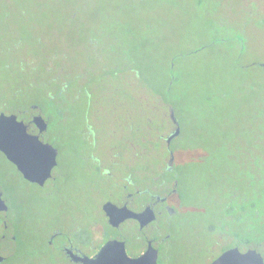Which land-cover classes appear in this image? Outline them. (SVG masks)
Here are the masks:
<instances>
[{"label":"rangeland","instance_id":"rangeland-1","mask_svg":"<svg viewBox=\"0 0 264 264\" xmlns=\"http://www.w3.org/2000/svg\"><path fill=\"white\" fill-rule=\"evenodd\" d=\"M9 1L10 20L8 24L0 23V49L5 50L12 43L14 57L25 54L30 66L32 60L38 66L46 62L45 69H52L51 77H63L66 73L72 77H96L89 100L92 114L112 104L107 101L113 96L115 102L125 99V108L134 112L137 121L136 100L140 95L132 93L136 91L132 85L137 84L138 69L142 80L158 90L163 82L168 85L169 67L173 65L176 80L169 101L176 105L181 128L179 144L190 153H196L195 149L202 144L211 149L210 154H219L220 150L213 151L216 147L236 139L241 143L242 156L264 155V28L261 34H251L245 41L243 58L237 63L234 58L238 43L232 38L234 30L241 28L230 11L239 6L240 0ZM164 69L167 71L163 72ZM39 72L40 77L33 75L32 86L26 87L12 106H26L31 99L41 101V85L47 77ZM15 83L10 71L0 76V99L9 94ZM129 94L135 97L129 98ZM145 100V120L156 122L143 127L141 118V132H161L165 137L172 128L169 103L160 108L155 102H160L159 97ZM81 105H77V112ZM93 120L99 129L108 122L107 118L102 123L95 117ZM76 128L77 121H66L62 138L77 137ZM72 153L73 149L65 145L61 161L66 169ZM258 165L259 169L253 172L258 176L256 183L252 180L255 189L264 183V162ZM1 173L12 179V187L3 196L21 220L17 223L27 241L24 243L28 246L32 239L41 242L46 228L60 221L57 199L43 197L39 188L24 182L2 153ZM70 175L78 180L81 174L70 171ZM210 178L195 171L187 176L185 187L189 197L200 202L201 209L210 216L194 213L196 220L189 228L192 236L175 241L171 257L161 264H201L204 256L196 257L197 251L213 256L222 250V245H214V237L208 233L209 224L217 218L213 202L218 197L207 186ZM262 194L258 196L259 203ZM217 206L222 207L221 199ZM225 237L218 235L217 240L230 245L229 237Z\"/></svg>","mask_w":264,"mask_h":264},{"label":"flooded vegetation","instance_id":"flooded-vegetation-1","mask_svg":"<svg viewBox=\"0 0 264 264\" xmlns=\"http://www.w3.org/2000/svg\"><path fill=\"white\" fill-rule=\"evenodd\" d=\"M9 3V0H0V23L8 24L10 20ZM230 14L241 28L234 30L232 38L238 43L234 60L240 63L246 49L245 41L251 34H261L264 28V0H240L239 6ZM13 53L16 52L12 50V43L5 50L0 49V69H19V73L12 75L16 82L11 85L12 90L0 99V115L15 114L25 123L29 134L37 135L40 141L56 148L57 164L50 177L40 183L26 179L2 150L0 153L24 182L39 188L43 197L57 199L60 221L46 228L41 242L32 239L27 246L17 223L21 220L4 199L8 209L0 211V256L3 257L0 264H85L82 258H94L107 242L113 240L122 242L131 257H138L152 247L157 250L158 264H161L171 257L175 241L192 236L189 228L196 220L194 213L210 216L208 211L201 209L200 202L189 197L185 180L190 171L209 175L207 186L218 195L213 202L217 218L209 224L208 233L213 235L214 245H222V250L213 256L197 251L196 257L204 256L201 264H211L232 247H238L243 253L256 249L264 258V233H258L259 204L229 199V195H235L237 191H248L249 188L256 191L252 187V175L259 169V162H264V155L244 153L246 155L242 156L241 143L236 139L213 150H220V155L210 154L211 149L202 144L195 149L196 153H190L177 141L181 128L179 135L168 142L169 135L178 127L171 117V109L176 111L173 102L169 103L172 128L165 137L161 132L152 135L141 132L143 127L148 128L149 124L156 122L145 120V99L159 97L160 102H155L160 108L161 104L168 103L163 100L159 89H151L154 85L142 80L140 69L136 74L137 84L132 85L136 89L132 93L140 95L136 100L137 121L134 112L125 108V99L115 102L109 94L107 103L112 104L92 114L89 100L97 83L96 77H72L71 73L63 77H47L45 70L43 73L47 79L41 85V101L31 99L26 106H12V101L18 100L25 88L32 86L33 75L40 77L38 63L35 65L32 60L30 66L25 54L14 57ZM171 75L174 83L176 77L173 73ZM134 97L129 94V98ZM78 104H83L80 112L75 110L79 109ZM38 115L47 124L43 130L35 122ZM94 117L100 123L106 118L108 122L99 129ZM141 118L145 125L139 121ZM68 120L77 121L79 125L75 129L77 137L72 139L62 138V129ZM156 141L160 142L157 146L153 144ZM67 144L74 153L69 155L66 169L61 155ZM70 171L79 172L80 179L73 180ZM11 181L8 174H0L3 195L12 187ZM219 199L222 207L217 209ZM147 209L152 216L150 220L145 214L141 216ZM218 235L225 239V236L229 237L230 245L219 243Z\"/></svg>","mask_w":264,"mask_h":264},{"label":"water","instance_id":"water-1","mask_svg":"<svg viewBox=\"0 0 264 264\" xmlns=\"http://www.w3.org/2000/svg\"><path fill=\"white\" fill-rule=\"evenodd\" d=\"M171 117L178 125L176 130L169 135L168 142L180 133V125L174 108L171 109ZM35 122L41 130L46 128V122L41 115L35 117ZM0 150L17 165L23 176L31 181L43 183L51 175L52 168L57 164V150L49 143H43L37 135L27 132L23 121L17 119L15 114L0 115ZM39 150L40 163H37ZM8 205L0 191V211L7 210ZM150 210L142 215H147L150 220ZM157 250L150 247L138 257L127 254L122 242L113 240L107 242L94 258H82L85 264H158ZM3 259L0 256V261ZM263 255L256 249L241 252L238 247H232L218 256L211 264H263Z\"/></svg>","mask_w":264,"mask_h":264},{"label":"trees","instance_id":"trees-1","mask_svg":"<svg viewBox=\"0 0 264 264\" xmlns=\"http://www.w3.org/2000/svg\"><path fill=\"white\" fill-rule=\"evenodd\" d=\"M38 40H40V37L38 38ZM45 64H47V63H45ZM43 66L44 65H41L39 67L40 68V71L41 72H45V70H46L47 71V74H48L47 77H51L50 76V72L52 71V69L51 70H49V68L48 69L47 68L45 69V66L44 67ZM173 70H174V66L173 65H170V67H169L170 78H169L168 85L167 86L165 85V83H166V81H165V82H163V85L162 86L160 85V89H159L160 94L162 95L163 100L166 103H170V101H169V92L171 91V88H172V85H173V83L171 82V77H172L171 74H172ZM9 71L12 73V75H14L15 72H18L19 73V69L11 68V70H10V68H1L0 69V76H2L5 72H9ZM165 71H167V70L164 69L163 72H165ZM148 83H150V82H148ZM177 107H178V105H177ZM257 179H258V176H255L253 174L252 175V180L256 183ZM261 185H260L261 187H258L256 189V191L253 188H249L250 191L249 190L248 191H240V192L237 191V193L235 195L233 193L229 195V199H231V200H233L235 202L243 201L244 203H247V204H249L250 201L254 203L253 198H256V201L255 202L259 204V206H257L258 207L257 208V213L259 214L257 216V219H258V227H259V224H260L258 233H260V232H263L264 233V183H262ZM253 186H255V184H253L252 187ZM260 194H262V196H263L262 199L263 200H262V202L259 203L258 196Z\"/></svg>","mask_w":264,"mask_h":264},{"label":"snow or ice","instance_id":"snow-or-ice-1","mask_svg":"<svg viewBox=\"0 0 264 264\" xmlns=\"http://www.w3.org/2000/svg\"><path fill=\"white\" fill-rule=\"evenodd\" d=\"M37 154H38V160H37V163H40L41 162V160H40V158H39V150H37Z\"/></svg>","mask_w":264,"mask_h":264}]
</instances>
